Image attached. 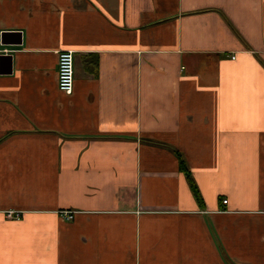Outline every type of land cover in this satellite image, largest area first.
<instances>
[{"label":"crops","instance_id":"crops-1","mask_svg":"<svg viewBox=\"0 0 264 264\" xmlns=\"http://www.w3.org/2000/svg\"><path fill=\"white\" fill-rule=\"evenodd\" d=\"M0 35V264H264V0H0Z\"/></svg>","mask_w":264,"mask_h":264},{"label":"built area","instance_id":"built-area-1","mask_svg":"<svg viewBox=\"0 0 264 264\" xmlns=\"http://www.w3.org/2000/svg\"><path fill=\"white\" fill-rule=\"evenodd\" d=\"M2 39L0 35V46ZM234 59V57H232ZM74 86V56L70 51H62L57 57V88L59 92L65 95H71ZM226 205L227 201L222 202ZM9 219H18V215H8ZM62 218L65 221H71L73 216L70 213H63Z\"/></svg>","mask_w":264,"mask_h":264},{"label":"trees","instance_id":"trees-1","mask_svg":"<svg viewBox=\"0 0 264 264\" xmlns=\"http://www.w3.org/2000/svg\"><path fill=\"white\" fill-rule=\"evenodd\" d=\"M179 157V163H180V169L181 171L184 173V175L186 176V179H187V182H188V185H189V188L193 194V196L195 197V199L198 201L200 200V196H199V193L197 191V188L195 186V184L193 183V180L191 179L190 175H188V172L186 170V167L182 161V159L180 158L179 155H177Z\"/></svg>","mask_w":264,"mask_h":264}]
</instances>
